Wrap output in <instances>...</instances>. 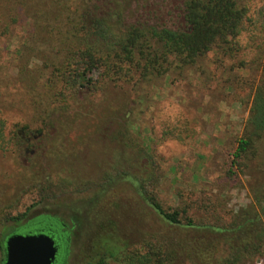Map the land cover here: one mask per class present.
Returning a JSON list of instances; mask_svg holds the SVG:
<instances>
[{"label": "rangeland", "instance_id": "obj_1", "mask_svg": "<svg viewBox=\"0 0 264 264\" xmlns=\"http://www.w3.org/2000/svg\"><path fill=\"white\" fill-rule=\"evenodd\" d=\"M11 1L0 4V119L6 139L16 134L29 145H9L0 153V235L8 227L12 234H53L59 240L55 264H83L95 215L115 222L121 237L136 246L151 236L174 239L179 233H168L132 187V176L146 164L141 148L160 171L156 192L165 206H176L180 193L186 203L216 198L227 211L259 210L256 201L264 200V145L244 173L228 178L226 166L248 115L250 88L264 74V36L235 58L210 52L181 75L168 74L137 89L107 85L90 96L76 95L61 111L53 109L57 103L45 105L49 99L43 96L51 79L43 62L55 58L57 50L50 49L42 26L53 18L55 5L52 0ZM90 1L101 12L112 14L118 8L123 24L172 30L185 25L184 0ZM239 4L251 11L258 5L257 0ZM162 126L178 128L182 140L162 138ZM45 179L57 186L50 191L55 194L30 207ZM23 212L26 217L17 225L2 221ZM41 215L51 221L27 224ZM54 221L65 226L67 234L53 226ZM254 264H264V258Z\"/></svg>", "mask_w": 264, "mask_h": 264}, {"label": "trees", "instance_id": "obj_2", "mask_svg": "<svg viewBox=\"0 0 264 264\" xmlns=\"http://www.w3.org/2000/svg\"><path fill=\"white\" fill-rule=\"evenodd\" d=\"M240 1L184 0V28L172 30L123 24L118 8L112 14L101 12L90 0H52L53 18L42 29L47 31L50 49L57 51L55 58L43 62L51 78L45 85L43 96L49 99L45 105L57 103L53 109L64 111L66 102L76 95L90 96L107 85L117 87L120 83L132 89L151 85L168 74L181 75L210 52L235 58L244 46L264 36V0H257L258 5L252 11ZM11 3L0 0L2 6ZM120 5L121 2L115 3L119 8ZM250 89L248 115L226 166L228 178L234 177V172L244 173L257 157L258 147L264 145V74ZM162 127V138L182 140L178 128ZM20 130L25 133L27 128L22 126ZM34 133L40 134L39 130ZM27 141L16 134L6 139L0 119V153H5L9 145L26 149ZM139 152L146 164L141 166L138 176H132L135 195L168 233L179 235L172 240L162 235L143 238L136 246L121 237L115 222L95 215V229L82 257L83 264H254L264 258V200L256 201L259 212L245 209L232 212L216 198L186 203L179 193L176 206H165L156 192L161 174L153 156L142 148ZM33 179L30 178L31 182ZM107 180L108 177L103 181ZM36 187L32 184V188ZM56 187L49 179L42 181L36 189L38 198L30 207L53 196L55 193L50 191ZM25 217L23 212L3 217L2 221L17 225ZM47 219L51 221L41 215L27 224ZM55 223L53 226L65 231V226ZM78 225L75 219V226ZM12 233L8 227L0 235V264L4 240ZM66 244L63 240V245Z\"/></svg>", "mask_w": 264, "mask_h": 264}, {"label": "water", "instance_id": "obj_3", "mask_svg": "<svg viewBox=\"0 0 264 264\" xmlns=\"http://www.w3.org/2000/svg\"><path fill=\"white\" fill-rule=\"evenodd\" d=\"M55 240L46 232L11 234L4 240L2 264H54Z\"/></svg>", "mask_w": 264, "mask_h": 264}, {"label": "flooded vegetation", "instance_id": "obj_4", "mask_svg": "<svg viewBox=\"0 0 264 264\" xmlns=\"http://www.w3.org/2000/svg\"><path fill=\"white\" fill-rule=\"evenodd\" d=\"M40 232H43V231H40ZM49 235L55 240L56 238H55V236L53 235V234H51V233H49ZM57 239L55 240V245H56V248H57ZM56 259H57V256H56ZM55 262H56V260H55ZM55 262H54V264H55Z\"/></svg>", "mask_w": 264, "mask_h": 264}, {"label": "clouds", "instance_id": "obj_5", "mask_svg": "<svg viewBox=\"0 0 264 264\" xmlns=\"http://www.w3.org/2000/svg\"><path fill=\"white\" fill-rule=\"evenodd\" d=\"M178 112H179V110L177 111V115H178ZM172 119L174 120L175 119V116H173Z\"/></svg>", "mask_w": 264, "mask_h": 264}]
</instances>
